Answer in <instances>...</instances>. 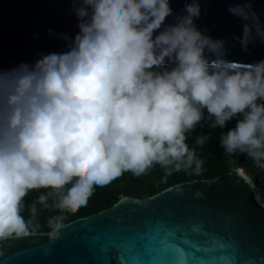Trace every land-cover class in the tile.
<instances>
[{"label": "clouds", "instance_id": "clouds-1", "mask_svg": "<svg viewBox=\"0 0 264 264\" xmlns=\"http://www.w3.org/2000/svg\"><path fill=\"white\" fill-rule=\"evenodd\" d=\"M249 8H229L245 21V49L264 40ZM73 11L79 31L63 35L65 51L0 69V241L35 232L21 214L32 190H52L39 196L44 206L56 198L61 214L47 221L55 241L63 213L87 206L95 187L125 172L140 176L160 165L199 174L203 161L186 141L205 111L213 127L237 119L220 137L228 155L264 162V60L225 59V42L195 24L199 0L163 29L170 0H73Z\"/></svg>", "mask_w": 264, "mask_h": 264}, {"label": "water", "instance_id": "water-1", "mask_svg": "<svg viewBox=\"0 0 264 264\" xmlns=\"http://www.w3.org/2000/svg\"><path fill=\"white\" fill-rule=\"evenodd\" d=\"M190 2L170 0L173 15L162 29ZM244 3L264 26V0H199L195 24L225 42V59L253 64L264 60V40L242 47L245 21L229 12ZM78 31L73 0H0V69L65 51L63 35L74 38ZM49 233L0 241V264H264V197L240 168L145 199L123 196L65 223L59 239Z\"/></svg>", "mask_w": 264, "mask_h": 264}, {"label": "trees", "instance_id": "trees-1", "mask_svg": "<svg viewBox=\"0 0 264 264\" xmlns=\"http://www.w3.org/2000/svg\"><path fill=\"white\" fill-rule=\"evenodd\" d=\"M214 118H208L205 111V119L196 128L188 133L186 143L190 149L196 150V155L203 161L202 170L197 174L193 169L166 172L160 165H154L145 174L136 176L131 172H125L120 177L103 187H95L93 195L90 197L87 206L82 207L76 213H63L66 216L65 223H70L77 219L88 217L112 207L121 197L129 196L145 199L160 191L185 182L201 179H214L222 177L237 169H244L251 177L257 189L264 197V162L257 163L246 153L237 152L228 155L220 146V137L223 133L235 128L237 119L226 123L225 128L213 127ZM207 137L206 143L202 146L196 144L197 137ZM51 189H35L24 198V207L21 214L25 219L31 218L37 225L34 233H47L51 229L48 226L50 217L61 214L55 207V196H49L47 206L38 203L41 194L47 195ZM36 206L37 214L32 217L30 208Z\"/></svg>", "mask_w": 264, "mask_h": 264}, {"label": "built area", "instance_id": "built-area-1", "mask_svg": "<svg viewBox=\"0 0 264 264\" xmlns=\"http://www.w3.org/2000/svg\"><path fill=\"white\" fill-rule=\"evenodd\" d=\"M262 168L264 169V166H262Z\"/></svg>", "mask_w": 264, "mask_h": 264}]
</instances>
